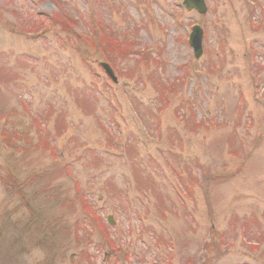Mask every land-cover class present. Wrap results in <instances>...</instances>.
Listing matches in <instances>:
<instances>
[{"label": "rangeland", "instance_id": "obj_1", "mask_svg": "<svg viewBox=\"0 0 264 264\" xmlns=\"http://www.w3.org/2000/svg\"><path fill=\"white\" fill-rule=\"evenodd\" d=\"M204 1L0 0V264H264V0Z\"/></svg>", "mask_w": 264, "mask_h": 264}, {"label": "water", "instance_id": "obj_2", "mask_svg": "<svg viewBox=\"0 0 264 264\" xmlns=\"http://www.w3.org/2000/svg\"><path fill=\"white\" fill-rule=\"evenodd\" d=\"M184 4L187 8H195L199 13L204 12L205 7L203 0H184ZM190 45L193 48L195 57L197 58L201 53V31L195 27L189 38ZM106 72L109 70L105 67Z\"/></svg>", "mask_w": 264, "mask_h": 264}, {"label": "trees", "instance_id": "obj_3", "mask_svg": "<svg viewBox=\"0 0 264 264\" xmlns=\"http://www.w3.org/2000/svg\"><path fill=\"white\" fill-rule=\"evenodd\" d=\"M66 228V227H65Z\"/></svg>", "mask_w": 264, "mask_h": 264}]
</instances>
